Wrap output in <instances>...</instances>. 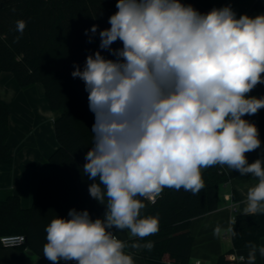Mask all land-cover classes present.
<instances>
[{
	"label": "clouds",
	"instance_id": "obj_1",
	"mask_svg": "<svg viewBox=\"0 0 264 264\" xmlns=\"http://www.w3.org/2000/svg\"><path fill=\"white\" fill-rule=\"evenodd\" d=\"M116 8L110 28L99 31L100 50L71 73L84 82L94 115L83 173L106 211L93 220L73 208L67 219H52L43 254L53 264H134L112 229L141 239L159 231L158 217H141L146 205L137 197L154 203L165 188L197 194L201 170L215 165L258 178L244 211L264 214V161L249 164L245 156L261 141L243 119L264 109V97L248 95L264 84V15L236 18L231 6L202 14L180 0H117ZM16 25L22 35L26 22ZM118 40L122 48L113 49ZM220 232L217 226L214 235ZM247 247V264L257 251L264 257V246Z\"/></svg>",
	"mask_w": 264,
	"mask_h": 264
},
{
	"label": "trees",
	"instance_id": "obj_2",
	"mask_svg": "<svg viewBox=\"0 0 264 264\" xmlns=\"http://www.w3.org/2000/svg\"><path fill=\"white\" fill-rule=\"evenodd\" d=\"M116 3L117 0H0V74L12 72L22 88L42 83L49 105L56 112L58 147L48 158L51 172L43 175L34 205L25 209L18 195L0 190V235L24 234L29 246L40 254L47 242L44 243L45 228L52 219H67L69 210L75 208L88 210L95 220L106 210L90 196L88 188L93 181L83 173L85 155L92 147L94 115L89 110L84 82L71 73L74 64L82 69L86 57L100 50L99 31L110 28L108 19L117 11ZM18 20L26 22L22 35L16 30ZM93 25L98 26L94 36L90 32ZM85 30H89L88 35ZM111 47L122 48V42L118 40ZM101 51L106 58L115 59ZM9 113L8 103L0 98V164L14 160L8 144ZM243 119L256 125L261 146L255 151L264 155V109ZM201 171L204 187L197 194L183 188H165L154 203L137 197L146 205L141 217H158L159 231L143 239L124 240L126 248L151 241V250H140L145 260L189 264L194 240L191 221L218 208L222 186L229 180L222 165ZM234 197L238 199L236 193ZM231 230L236 233L231 238L232 247L220 255L217 264H239L228 259L227 254L248 248L249 242L260 245L264 214L238 212Z\"/></svg>",
	"mask_w": 264,
	"mask_h": 264
},
{
	"label": "crops",
	"instance_id": "obj_3",
	"mask_svg": "<svg viewBox=\"0 0 264 264\" xmlns=\"http://www.w3.org/2000/svg\"><path fill=\"white\" fill-rule=\"evenodd\" d=\"M180 2L190 4L202 14L210 12L213 8L231 6L236 18L241 15L249 17L264 15V0H180ZM34 85L22 88L12 72L3 71L0 74V98L8 103L10 109L11 132L8 144L14 157L12 163L0 164V190L18 195L21 206L25 209L34 205L43 175L51 172L48 158L58 147L54 127L56 112L50 107L45 92L42 93L40 87L36 88ZM248 95L264 97V84H258ZM245 156L249 164L257 159L264 161V155L255 150L245 153ZM222 166L229 180L222 186L218 208L191 221L190 231L194 240L189 264L197 260L206 264H217L220 255L231 249L232 240L223 238V233L231 229L234 215L232 205L236 203L238 212L245 213L248 189L258 183V178L251 174L241 176L238 171L231 170L227 165ZM234 193L238 199H235ZM99 218L103 219L104 214ZM217 226L221 232L214 235ZM112 231L121 241L136 238L131 237L127 229ZM260 246H264V237L258 247ZM141 248L130 247L124 251L132 256L134 264H156L142 257ZM237 252L244 255V260L239 264H247L249 248ZM69 263L70 261L59 262ZM0 264H53V262L46 259L44 254L34 251L26 241L20 246L11 247L2 246L0 243ZM255 264H264V257L260 256L259 251Z\"/></svg>",
	"mask_w": 264,
	"mask_h": 264
},
{
	"label": "built area",
	"instance_id": "obj_4",
	"mask_svg": "<svg viewBox=\"0 0 264 264\" xmlns=\"http://www.w3.org/2000/svg\"><path fill=\"white\" fill-rule=\"evenodd\" d=\"M232 210L234 213V215H233V221H234L235 214L238 213V208H237L236 203L232 205ZM105 211L103 212L104 215H105ZM232 235H233V231L231 229H229L223 233V238L231 239ZM26 240H27V238L24 234H5V235L0 236L1 245L6 246V247L20 246V245L24 244L26 242ZM241 256L244 257V255L238 253L237 250L227 254L228 259L235 261L237 263H239L241 261V259H240ZM70 264H77V262L76 261H70ZM191 264H206V263H204L203 261L197 260Z\"/></svg>",
	"mask_w": 264,
	"mask_h": 264
},
{
	"label": "rangeland",
	"instance_id": "obj_5",
	"mask_svg": "<svg viewBox=\"0 0 264 264\" xmlns=\"http://www.w3.org/2000/svg\"><path fill=\"white\" fill-rule=\"evenodd\" d=\"M34 86H36V88H37V87H40V89L42 90V93L45 92V91H44V86H43L42 83H40V82H39V83H36ZM35 94L38 95V93H35ZM43 95H44V94H43ZM28 102H29V101H28Z\"/></svg>",
	"mask_w": 264,
	"mask_h": 264
}]
</instances>
